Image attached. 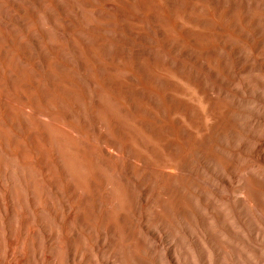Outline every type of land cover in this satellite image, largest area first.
Returning a JSON list of instances; mask_svg holds the SVG:
<instances>
[{
  "label": "bare ground",
  "instance_id": "bare-ground-1",
  "mask_svg": "<svg viewBox=\"0 0 264 264\" xmlns=\"http://www.w3.org/2000/svg\"><path fill=\"white\" fill-rule=\"evenodd\" d=\"M56 12L61 25L49 38L46 75H34L23 34L0 20L1 264H32L35 254L32 238L26 255L15 248L28 239L29 185L24 171L8 166L13 158L22 167L28 161L26 146L9 137V128L28 126L25 134H31L32 123H49L65 144L56 154L57 192L67 213L55 264H97L94 251L106 243L110 254L151 253L154 261L155 249L142 231L174 237L176 216L187 222L196 209L192 189L215 188L198 157L225 169L233 165L222 158L216 139L238 130L232 103L226 91L204 100L199 94L204 69L221 75L228 60L240 62L246 46L264 55L263 31H256L255 41L246 36L263 12L250 13L243 0H56ZM256 83L264 89V78ZM241 84L250 90V82ZM230 88L240 94L236 84ZM47 136L56 146V138ZM210 175L227 181L212 170ZM259 182L247 175L237 199L255 201ZM202 225L199 234L216 241ZM182 229L192 236L187 226ZM85 237L92 243L85 244Z\"/></svg>",
  "mask_w": 264,
  "mask_h": 264
},
{
  "label": "rangeland",
  "instance_id": "rangeland-1",
  "mask_svg": "<svg viewBox=\"0 0 264 264\" xmlns=\"http://www.w3.org/2000/svg\"><path fill=\"white\" fill-rule=\"evenodd\" d=\"M243 1L250 13L263 12L262 16L250 24L246 36L250 41H255L256 31L260 29L264 38V0ZM60 16L56 12V0H0V20L7 21L23 34L21 36L25 38L27 62L35 76L46 75L45 59L52 54L49 38H56V27L61 25ZM18 17L24 18V24ZM109 38L114 40L113 37ZM221 51L225 53L223 49ZM59 74L61 72L56 68V76ZM256 78H264V55L253 52L247 46L240 62L228 60L226 70L221 75H213L204 69L202 85L205 89L202 94H198L204 100L216 90L226 91L238 123L236 132L216 136L218 148L223 153L222 158L231 161L232 167L225 169L222 164L198 157L202 173L215 188L205 186L203 190L192 189L191 197L196 209L191 212V220L187 222L179 215L176 216L174 237H171L170 232L155 236L142 231L155 249L154 261L149 259L151 253L138 258H134L128 251L110 254L109 244L106 243L105 246L99 244L100 253L94 251L97 264H264V118L259 116H264V99H259L256 95V92L264 95V89H259ZM242 82H250V90H246ZM232 83L240 89V94L231 90ZM216 101L223 106L219 99ZM61 112L62 109L57 107L56 113ZM46 114L42 117L48 121V113ZM64 119V116L60 117L61 123ZM32 126V130L36 132L31 134H25L29 130L28 126L25 129L11 127L8 130L9 137L22 142L28 152V161L23 167L18 158H13L14 166L8 162L15 173L24 171L29 185V193L26 194L29 202L28 239H25L26 243L18 242L15 248H20L16 251L21 250L26 255L29 238H32L35 241L32 264H55L54 255L57 244H61L67 213L66 200L57 192L61 190V185L59 179L56 181V154H63L65 144L59 130L53 132L49 123L45 127L44 124L34 123ZM47 134L56 138V146ZM97 139L101 141L100 138ZM32 140L38 148L33 145ZM211 170L216 174H223L227 181H220L218 176L210 175ZM249 174L257 176L260 182L253 197L255 201L247 204L239 201L236 194L237 187L243 184ZM130 184L133 188L132 182ZM155 185V181L149 182L150 187ZM134 191L137 197L138 189L135 187ZM202 222L208 225L211 230L209 236L212 235L216 241H206L207 233L199 234V231L205 232ZM184 226H187L192 236L183 232ZM22 236L23 234L19 236L20 240ZM193 236H198L199 239L195 241ZM84 242L90 244L92 239L85 237ZM4 254L3 252L2 256ZM60 254L62 257L61 249Z\"/></svg>",
  "mask_w": 264,
  "mask_h": 264
}]
</instances>
